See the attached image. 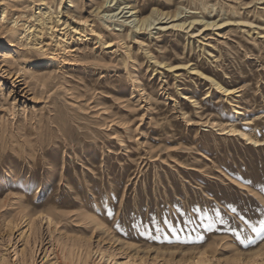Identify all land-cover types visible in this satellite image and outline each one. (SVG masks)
<instances>
[{
	"label": "rangeland",
	"instance_id": "374dc122",
	"mask_svg": "<svg viewBox=\"0 0 264 264\" xmlns=\"http://www.w3.org/2000/svg\"><path fill=\"white\" fill-rule=\"evenodd\" d=\"M69 1L0 0V46L51 5L75 48L61 70L45 68L47 31L45 51L17 43L19 64L0 63V263L193 264L206 250L210 264H234L232 253L263 247L264 0ZM122 2L152 13V25L136 29ZM196 17L222 25L197 21L199 35L169 27ZM238 17L258 26L230 21ZM145 47L190 59L235 91L156 65Z\"/></svg>",
	"mask_w": 264,
	"mask_h": 264
},
{
	"label": "bare ground",
	"instance_id": "6f19581e",
	"mask_svg": "<svg viewBox=\"0 0 264 264\" xmlns=\"http://www.w3.org/2000/svg\"><path fill=\"white\" fill-rule=\"evenodd\" d=\"M109 1H111V0H105V4L107 2H109ZM70 2H73V0H70L69 3ZM122 3L125 4V5H123V4L118 5V7H123V9L119 11V13L122 12L125 8L128 7L129 8V11H131L130 16H134V20H136V23L134 24V26L136 27V29H142V28L147 29L154 22L155 19H152L153 18L152 17V13L149 14V15H146V16H138L137 11H139V10L136 9V7H137L136 5H128L129 2H125V3L122 2ZM68 5L70 6V4H67V6ZM109 10H112V9H109ZM60 12H61V10L58 12L56 10H53L51 5H46L44 9H41L39 11L40 14H39V18H38L37 24L34 25V26L33 25H27L26 30L28 32L26 34H21L19 36V34H17L18 33L17 30H14L15 32L12 33L13 34L12 35V42L9 44V46H8V44H7V46H0V63H2V64H12V63L17 62L19 64V61H18V59H19V51L16 48L18 46L17 43L18 44L19 43L20 44L24 43L26 45H29V47H31V48H34V49H37V50H41V51H45L46 50V48H44L45 47V44L42 43L44 41L43 35H44L45 32L49 31L51 33V35L54 37L55 47L53 48V51L51 52V53H53L52 56H51L52 58L49 59L45 63V65H46L45 68L49 69L52 66H53V68H54V66H56L57 70H61L60 68L63 67V62L66 60V58L69 55V53L71 51L75 50V48L70 43H68V36H70L69 35V32H67L66 30L60 31V30H63L64 26H62L61 28L58 27V26H60V24L67 23L66 20H62L61 21L62 18H61ZM125 12H127V11H125ZM235 12H238V11L235 10ZM113 14H115V13H113ZM159 14L160 15L161 14L162 15L165 14V16H166L167 15V12H162L161 11V12L158 13V15ZM176 15H178V13H176ZM176 15L174 14L175 18H176ZM237 15H239V14H237ZM5 16L6 15H5V11H4L3 12L2 19H4ZM171 16L173 17V15H171ZM174 20H173L172 23L170 22L171 24L169 23L170 24V26L168 25L169 27H173V28L175 27V28H181V29L182 28L183 29H188L189 32L191 31V35L197 33L196 31H194V29L192 30V27L195 26V23L197 21L202 22L203 28H206V27H215V26L219 27L220 25H222L216 19H207V18L205 19L203 17L202 18L196 17V18L190 19L188 23H187V20H185V19L184 20H181V21L180 20L179 21H177V20L174 21ZM60 21H61V23H60ZM230 21L231 22L237 21L239 23H245V24L251 25L252 28H256L258 26V24H256L254 21H250L249 19H245V18L243 19V17H241V18H239V17L238 18H234L233 20L230 19ZM87 22L88 21H86V23ZM16 23H17V20L14 19L12 26L13 25L15 26ZM260 25H263V24H260ZM163 26L166 27L167 25H163ZM95 29H94L93 26L90 27L91 32L94 33V34L96 33ZM201 31H202L201 28L198 29V33L196 35H199V33ZM71 32H75L76 34H78V37L77 38H79L80 36L84 35L83 34V32H84L83 29H80L78 27V25H73ZM258 33H260V32L258 31ZM95 35L97 36L98 41H100L101 43H105V47H108V46L112 45V43H113L112 42V39L111 40L105 39L104 38V35L102 33L98 32V34H95ZM127 35L130 36L131 34H127ZM16 36L17 37L19 36L18 38L20 40L22 38H24V36H26V38H25L24 42H20L19 39H18L19 41L17 40L18 42L17 41L15 42V39L17 38ZM119 36L121 37V39L122 38H125V35L123 33H119ZM132 38L138 39L139 37L137 36V33H135L134 35L133 34L131 35V38L130 39H132ZM198 38H200V37H198ZM200 39L202 40V38H200ZM138 40H139V42L141 44L140 46H142V44H143L144 41L142 39H140V38ZM127 42H128V40H127ZM144 49H145V55L148 56L156 65H159V66H161L163 68L164 67H168L172 71H175V70L177 71V69L186 67L188 71H191V73H195V75L198 74L200 77H203V78L208 79L213 85H215V87L217 86V88L220 91H222V92H225V93L229 94V93L235 91L234 88L224 85L220 80H218L217 78H215L211 74H208L205 71L201 70L200 67L198 66V64H196V63L194 64V62L191 61L190 59H189V61L180 60L179 62L173 63V62H169V61L165 60L164 58L163 59H159L155 54H153V52L148 47H145ZM205 49H207V48H205ZM126 51H127L126 52L127 53V56H125V62L127 63L128 62V59L133 58V55L131 53V47H130L129 44H127ZM206 52H207V50H206ZM210 54H212V53H210ZM8 72L9 73H12V72H16V71L14 70L13 67L9 66ZM181 94H183V93H181ZM236 111L240 112L239 110H236ZM10 160H12V159H10ZM122 243H123V245L126 244L124 242H122ZM128 246H130V245H128ZM263 249H264V246L263 247L261 246L259 249L254 250V251H246V252L236 251V252L232 253L229 257L236 256L237 259L236 260L234 259V261H233L234 264H264V258H262V256H261V258H262L261 259L262 261H261L260 260V256H259V255H261V254L264 253V252H262ZM70 250H72V249L70 248L68 250V254H69V256L71 258L69 257L70 259L69 258L68 259L73 261V259H75V258H73L74 257V252H72V251H74V250H72V251H70ZM154 252H155V250L152 247V245L149 246V247L147 245V247H145V249H144V255H147V256H150V257L152 255V253H154ZM63 255L65 257H67V253H64ZM110 255H112V253ZM153 256H154V254H153ZM190 256H191V258H193V257L196 258V260H193V264H210L209 258L206 255V250H198V251H196L194 253V256L192 255V253L190 254ZM105 257H107V256H105ZM113 257H114V255H113ZM113 257H112V259H115ZM238 258H239V260H238ZM56 259L58 261L55 262V264H63V261L62 260H60L59 258H56ZM189 259H190V257H189ZM241 259H243V261H240ZM75 260H76V263H74V264H88V261L85 260V259H82V257H80L79 255L76 257ZM67 261H66V263H67ZM129 261L130 260H128V261H124V260L121 261V260H119V259L116 258V264H133V263L135 264V262H136V264H155V257L153 258V260L151 259L149 261H147V260H145L143 258H141V260H140L141 262L140 261L139 262L138 261H135V262L131 263ZM0 264H2V263H0Z\"/></svg>",
	"mask_w": 264,
	"mask_h": 264
}]
</instances>
